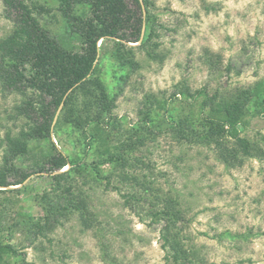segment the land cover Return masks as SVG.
<instances>
[{"label": "trees", "instance_id": "16d2710c", "mask_svg": "<svg viewBox=\"0 0 264 264\" xmlns=\"http://www.w3.org/2000/svg\"><path fill=\"white\" fill-rule=\"evenodd\" d=\"M2 2L12 29L0 37V86L19 97L13 117L25 123L6 133L0 158V264L18 257V264H36L12 242L19 230L30 244L40 237L51 241V233L76 216L85 230L101 232L91 196L96 186L117 192L140 221L161 224L164 264H217L189 244V210L174 187L156 183L149 143L168 133L177 145L211 150L229 170L250 159L264 164V134H244L250 119L264 111V77L231 86L223 78L237 64L209 54L204 63L216 84L193 88L182 80L169 97L147 93L137 121L127 125L115 112L117 97L100 64L107 54L125 71L124 80L141 67L139 54L164 63L167 26L155 0ZM56 21L65 24L62 36L53 30ZM72 131L83 157L54 142ZM90 150L95 156L88 161ZM33 177L48 183L35 195L43 214L23 212L24 219L10 222L23 206L6 193L25 191Z\"/></svg>", "mask_w": 264, "mask_h": 264}, {"label": "rangeland", "instance_id": "374dc122", "mask_svg": "<svg viewBox=\"0 0 264 264\" xmlns=\"http://www.w3.org/2000/svg\"><path fill=\"white\" fill-rule=\"evenodd\" d=\"M54 5L55 0H42ZM167 30L162 48L167 53L163 64L148 61L139 54L141 67L127 79L125 71L104 55L100 73L109 91L117 97L115 112L125 124L138 119V111L147 93L169 97L175 85L186 80L193 88L214 85L206 57L221 59L237 66L225 75L228 84L247 85L264 77V0H155ZM59 15V14H58ZM60 16V15H59ZM63 21L52 24L60 36ZM12 29L0 0V37ZM241 74H236L237 69ZM18 96L0 86V158L7 132H17L24 119L14 116ZM256 108L255 106L253 109ZM261 115V116H260ZM250 119L244 134L251 138L264 134V111ZM76 132L54 142L66 151L85 155L77 143ZM150 160L156 183L165 189L174 187L188 208L192 222L184 233L201 257L217 264H264V164L248 160L243 167L227 169L211 150L202 146L177 145L168 133L149 143ZM35 157H39L38 153ZM88 161L94 158L93 150ZM34 156L24 166H29ZM109 168L108 165L103 166ZM25 191L6 193L21 213L13 221L24 219L23 212L43 214L35 195L47 188L43 178L29 179ZM92 202L101 219V232L85 230L75 216L51 233V241L40 237L35 244L18 231L12 242L36 264H164L165 250L160 236L161 224L150 219L142 222L115 191L96 186ZM13 212L11 216H14ZM36 217V218H37ZM11 217L9 218V220ZM23 255V257H24ZM20 259V257H18ZM19 259H11L18 264Z\"/></svg>", "mask_w": 264, "mask_h": 264}]
</instances>
